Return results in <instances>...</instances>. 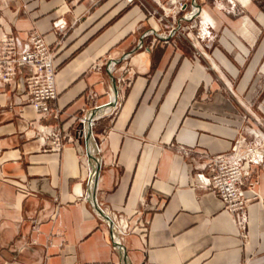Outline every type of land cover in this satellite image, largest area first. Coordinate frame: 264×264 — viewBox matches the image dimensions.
Segmentation results:
<instances>
[{"label": "crops", "instance_id": "0c3cea01", "mask_svg": "<svg viewBox=\"0 0 264 264\" xmlns=\"http://www.w3.org/2000/svg\"><path fill=\"white\" fill-rule=\"evenodd\" d=\"M196 2L221 32L211 50L219 79L204 70V58L183 46L170 47L169 55L145 44L138 48L139 38L130 36L124 20L142 30L155 27L138 6L121 0H0V35L10 30L19 45L30 30L53 44L51 24L58 17L73 25L54 61L58 118L39 120L27 103L24 69L0 86V264H264V172L255 174L262 201L249 203L244 229L220 200L192 187L195 164L205 153L229 152L239 125L204 83L237 110L264 117V91L257 106L243 99L254 73L264 74V12L248 1L247 16L237 19L214 12L207 0ZM109 60L116 62L115 80L130 84H116L123 92L117 114H103L92 128L98 147L93 154L101 164L95 196L106 212L127 216L131 228L146 227L145 237L136 229L120 242L126 258L113 245L109 225L83 200L88 167H95L84 143L54 151L32 127L68 131L82 107L108 102L107 67L88 72ZM243 195L253 196L246 188Z\"/></svg>", "mask_w": 264, "mask_h": 264}, {"label": "built area", "instance_id": "2783aa9c", "mask_svg": "<svg viewBox=\"0 0 264 264\" xmlns=\"http://www.w3.org/2000/svg\"><path fill=\"white\" fill-rule=\"evenodd\" d=\"M147 1L153 8L156 6L160 7L164 12L161 17L172 15L171 18L178 26H180L181 23H189L195 21L198 17H202L201 13H195V8H197L194 5L196 2L195 0H168L167 3L171 8L169 9L172 10L171 14H166L169 9L164 8L163 5L160 4L161 1ZM244 1L243 4H245ZM136 2L137 0H124L125 5H130ZM155 12L156 11L154 10L153 16L155 15ZM181 14L182 16L178 17ZM177 17L178 19L176 20ZM72 27L73 25H71L64 17H58L53 20L51 24V33L56 37L51 45L45 41L42 34L37 30L26 32L23 42L19 45L17 43V37L12 34L10 30L2 29L0 35V86L13 82L15 77L24 69L26 72L24 77V93L26 101L39 116V120L58 118L59 116V111L53 108V104L58 98L55 79L57 67L54 61L57 51L63 46L64 39L68 32L72 30ZM151 35H153V31L145 32L139 36V39L142 38L143 40V45L147 43L145 44L146 49H158L162 54L169 55L170 52L165 49L164 45L169 42V38H161L159 35H156V37L148 39ZM173 35L174 33L171 37H173ZM173 44L176 46L175 40H173ZM105 66L107 67V70L112 73L115 63L110 60L109 63L98 61L92 65L89 72H101ZM116 84L118 86L122 85L123 88L126 89L130 84V80L119 77L116 78ZM88 98L89 100H94L96 95L90 92ZM122 98L123 92L120 94L118 91L115 104L104 114L109 116L116 114L120 108V99ZM98 106L99 105H95L91 108L85 106V108H81L80 111L83 112L82 116H75V123L68 131H63L58 126H40L32 124L34 133L41 140L49 142L50 149L54 151H60L66 144H73L79 140L85 145L87 131L85 125L86 118L90 112ZM102 115L103 114L94 117L92 120V128L95 121ZM250 138H254V140L262 147H260V149L256 148ZM94 144L95 151H97L98 147L95 141ZM263 162L264 134L261 132L251 135L238 133L229 152L221 154H203L202 160L194 166L192 187L204 190L220 200L224 210L233 217L234 223L239 228L244 229L249 203L256 199H261L262 201V198L255 190L256 185L258 184V177H256L255 174L258 170L264 172ZM88 172L86 180L87 192L83 196V200L85 201H90V192L93 185L91 183L92 177L89 167ZM246 179H248L247 182ZM244 188H247V190L252 192L253 196L251 198H246L243 195ZM97 204L112 223L113 233L111 238L113 242H122L127 235L131 234L136 229H140L139 234L142 237H145L147 229L144 225H137L136 227L131 228L127 216L116 211L110 213L106 212L101 204L98 202ZM103 220L109 225L108 221L105 219ZM142 264L152 263L143 262Z\"/></svg>", "mask_w": 264, "mask_h": 264}, {"label": "rangeland", "instance_id": "374dc122", "mask_svg": "<svg viewBox=\"0 0 264 264\" xmlns=\"http://www.w3.org/2000/svg\"><path fill=\"white\" fill-rule=\"evenodd\" d=\"M243 1L244 0H207V5L216 13H222L237 19L247 16L246 5L249 3L248 1L256 3L257 6L264 12V0H247L245 2L246 5L243 4ZM167 2L168 0H164L161 1L160 4L163 5L164 8L169 9L170 5ZM121 3H123V5L126 7L138 6V8H140V10L143 12L144 16L147 19H151L155 23L154 28H145L142 30V27L138 29L135 24H132L131 21L124 20L125 22H123L122 25L129 31L130 36L139 38V36L143 33L153 31V35H151L148 39H152L153 37H156V35H159V37L161 38L167 37L169 38V42L164 44L165 49L170 52V47L174 50H176L180 46L185 47V49L187 50L186 52H188L190 56L198 55L204 58L201 59L204 70L207 72H211L216 79H219L217 72L220 69V65L213 59V57H211V50L217 44L218 39L221 36V32L217 30L215 19L213 17H210L209 15H202V17H198L195 21L189 22L187 24L181 23L180 26H178L171 18L172 15L168 17H161L164 12L160 9V7H151V5H149L150 3L147 0H137L136 3L130 5H125L124 0H121ZM170 9L166 14L172 13V10ZM154 10L156 12L153 16ZM181 16L182 14L178 17ZM178 17L176 18V20L178 19ZM173 33L174 35L173 37H171ZM262 34L264 36V28H262ZM193 38H195L203 47L204 56L201 55L199 49L194 45ZM173 40H175L176 46H174ZM89 73L90 72H88V74ZM204 87L205 89H207V93L210 98L222 102L225 105L226 112L228 111L227 113L231 114L239 122V125L237 127V134L239 133L243 135H251L255 133L258 134V132L264 134V117L256 116L246 111H239L234 108L229 98L218 94L206 83H204ZM253 90L255 91L252 92ZM262 91H264V74L260 70H257L252 77L248 90L243 99L250 106H257V104L260 102V97L258 94ZM121 102L122 99H120V103ZM79 113L80 114H77V116L81 117L83 112L80 111ZM116 114H113L111 117H114ZM250 140L256 148L260 149V147H262L260 146V144H258V142L254 140V138H250Z\"/></svg>", "mask_w": 264, "mask_h": 264}, {"label": "water", "instance_id": "95a60500", "mask_svg": "<svg viewBox=\"0 0 264 264\" xmlns=\"http://www.w3.org/2000/svg\"><path fill=\"white\" fill-rule=\"evenodd\" d=\"M194 5L197 8H200V6L195 2ZM143 46V40L142 38L139 39V45L138 48H141ZM114 63H116L115 61H112ZM110 77H111V81H112V92L114 95V99H117V95H118V90H117V86H116V80L113 77L112 73L108 70ZM116 101V100H115ZM112 103V102H111ZM115 103V102H113ZM111 105V104H108ZM114 104H112L113 106ZM102 107H104V105H99L96 109L92 110L90 112V114L88 115V118L92 121L94 119V117L96 116L97 110L101 109ZM91 141L94 144V139H93V133H92V122L91 125H89L87 127V131H86V136H85V152H86V156L88 159L95 161V167H94V171H93V187L91 188V192H90V202L94 208V210L97 212V214L102 217L103 219H105L106 221H108L109 223V228L111 231V235L113 233V227H112V223L110 221V219L108 218V216L99 208L98 204H97V200H96V196H95V184L97 182L98 176H99V171H100V161L98 159V157H96L93 153H90L88 150V142ZM95 145V144H94ZM113 245L118 248L121 252L122 255L126 258V254L123 248V245L121 243L118 242H113Z\"/></svg>", "mask_w": 264, "mask_h": 264}, {"label": "bare ground", "instance_id": "6f19581e", "mask_svg": "<svg viewBox=\"0 0 264 264\" xmlns=\"http://www.w3.org/2000/svg\"><path fill=\"white\" fill-rule=\"evenodd\" d=\"M247 0H245L244 1V3L246 2ZM195 13L196 14H200V13H202V11H201V9L200 8H195ZM194 13V14H195ZM204 16V15H203ZM112 87V86H111ZM115 100L116 99H114V95H113V92L110 94V98H109V100H108V102H106V103H104V104H101V105H104V107H102L101 109H99V110H97V113H96V116H98V115H101V114H104V113H107L109 110H110V107L112 106V104H115V103H113V102H115ZM112 102V103H111ZM108 104H111V105H108ZM91 120L88 118V116H87V118H86V122H85V125H86V127H88L89 125H91ZM88 150H89V152L90 153H93L94 152V150H95V146H94V144L91 142V141H89L88 142ZM95 164V163H94ZM94 166V165H93ZM90 173H91V180L93 181V171H91V169H90ZM91 181V183L93 184V182Z\"/></svg>", "mask_w": 264, "mask_h": 264}]
</instances>
